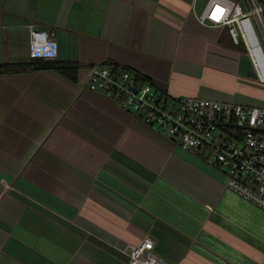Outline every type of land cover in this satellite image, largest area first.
<instances>
[{
  "label": "crops",
  "instance_id": "0c3cea01",
  "mask_svg": "<svg viewBox=\"0 0 264 264\" xmlns=\"http://www.w3.org/2000/svg\"><path fill=\"white\" fill-rule=\"evenodd\" d=\"M208 0H0V63H24L27 25L76 62L0 72V264H127L149 235L167 264H264V210L226 173L87 88L117 62L174 98L264 106L247 57L201 24Z\"/></svg>",
  "mask_w": 264,
  "mask_h": 264
},
{
  "label": "built area",
  "instance_id": "2783aa9c",
  "mask_svg": "<svg viewBox=\"0 0 264 264\" xmlns=\"http://www.w3.org/2000/svg\"><path fill=\"white\" fill-rule=\"evenodd\" d=\"M197 20L224 28L231 42L244 51L254 80L264 86L262 0H208ZM26 28L30 57H56L57 44L51 34L32 23ZM87 88L116 101L123 111L163 132L180 149L195 151L221 167L226 187L264 210V106L174 98L133 68L110 62L89 67ZM123 253L127 264H167L155 254L149 235L125 247Z\"/></svg>",
  "mask_w": 264,
  "mask_h": 264
},
{
  "label": "trees",
  "instance_id": "16d2710c",
  "mask_svg": "<svg viewBox=\"0 0 264 264\" xmlns=\"http://www.w3.org/2000/svg\"><path fill=\"white\" fill-rule=\"evenodd\" d=\"M264 2V0H262ZM116 64V66H121L123 69L132 70L131 67L117 63L110 62ZM52 67L55 70L59 71L61 74L66 76L67 78L76 81L78 75L79 66L76 62H53L49 63L43 61L42 59H31L29 62L24 63H0V72L1 71H13V70H23V69H42ZM142 76V75H141ZM148 80L149 78L144 77L143 79ZM161 87V86H160Z\"/></svg>",
  "mask_w": 264,
  "mask_h": 264
},
{
  "label": "water",
  "instance_id": "95a60500",
  "mask_svg": "<svg viewBox=\"0 0 264 264\" xmlns=\"http://www.w3.org/2000/svg\"><path fill=\"white\" fill-rule=\"evenodd\" d=\"M43 60H52L53 58H42Z\"/></svg>",
  "mask_w": 264,
  "mask_h": 264
},
{
  "label": "rangeland",
  "instance_id": "374dc122",
  "mask_svg": "<svg viewBox=\"0 0 264 264\" xmlns=\"http://www.w3.org/2000/svg\"><path fill=\"white\" fill-rule=\"evenodd\" d=\"M239 48H241L240 46H239ZM242 52H244L243 50H242V48L240 49ZM264 97V96H263Z\"/></svg>",
  "mask_w": 264,
  "mask_h": 264
},
{
  "label": "snow or ice",
  "instance_id": "6c2138e0",
  "mask_svg": "<svg viewBox=\"0 0 264 264\" xmlns=\"http://www.w3.org/2000/svg\"><path fill=\"white\" fill-rule=\"evenodd\" d=\"M218 11H222V10L218 9Z\"/></svg>",
  "mask_w": 264,
  "mask_h": 264
}]
</instances>
